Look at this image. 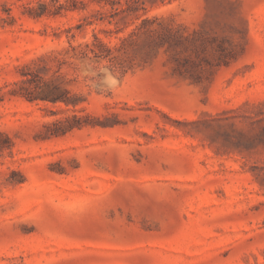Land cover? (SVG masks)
<instances>
[{
  "label": "rangeland",
  "instance_id": "374dc122",
  "mask_svg": "<svg viewBox=\"0 0 264 264\" xmlns=\"http://www.w3.org/2000/svg\"><path fill=\"white\" fill-rule=\"evenodd\" d=\"M76 1L0 0V264H264V0Z\"/></svg>",
  "mask_w": 264,
  "mask_h": 264
},
{
  "label": "trees",
  "instance_id": "16d2710c",
  "mask_svg": "<svg viewBox=\"0 0 264 264\" xmlns=\"http://www.w3.org/2000/svg\"><path fill=\"white\" fill-rule=\"evenodd\" d=\"M53 1L58 2L59 0H53ZM65 1H66V2H70L73 6H75L76 3H81V4H83L82 1H76V0H65ZM89 1L92 2V3L97 4L99 7L104 6V4H110V6L112 7L113 12H114L116 15H117L119 12H124V11H125V10H124V11H123V10L119 11L118 9L114 8V5L116 4V2H117L118 0H89ZM137 1H138V0H127V1H126V4H127V6H128V9H127L126 11H128V10H132L133 6H130V3H132V4H136ZM57 7H58L57 9H58L59 11L63 8L62 4H58ZM66 10H69V9H66ZM57 13H58V12H57ZM96 13H99V12L97 11ZM98 15H101V14L99 13ZM100 18H101V17H100ZM99 20H102V19H99ZM73 50H74V49H73ZM89 50H90L93 54H95L93 50H91V49H89ZM59 100H61V99H59ZM54 134H55V133H54Z\"/></svg>",
  "mask_w": 264,
  "mask_h": 264
}]
</instances>
